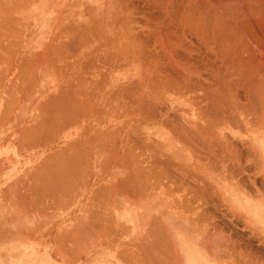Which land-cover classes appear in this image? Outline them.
<instances>
[{
  "label": "crops",
  "instance_id": "crops-1",
  "mask_svg": "<svg viewBox=\"0 0 264 264\" xmlns=\"http://www.w3.org/2000/svg\"><path fill=\"white\" fill-rule=\"evenodd\" d=\"M83 1L0 0V264H264V153L258 143V128H240L236 118L223 121L221 115L215 117L219 126L214 120L208 122L216 127L208 131V124L199 120L192 105L181 102L184 105L175 109L176 100L171 102V109L164 106L144 111L141 103L140 110H131L130 98L117 109L116 96L108 97L110 90L116 93L115 50L104 47L110 35L105 29L110 4L85 6ZM87 11L90 16L85 18ZM100 14L104 17L98 22L103 24L102 32L93 24ZM71 27L74 30L68 29ZM50 60L57 62L51 64ZM19 65L23 71L17 79L22 70ZM132 82L123 86L131 87L127 98L132 97ZM20 87L28 92L23 94ZM65 91L73 97L70 99L67 92L65 96ZM49 98L56 99V103L49 101L55 104L52 107L47 104ZM63 103H68L67 109L75 104L73 111L64 112ZM87 105L93 106L89 115ZM42 107L57 110H50L51 115ZM161 121L167 124L161 125ZM32 128H36L34 132ZM103 132L107 137L101 136ZM51 137L55 141L51 142ZM55 152L59 154L55 156ZM58 156L64 164L59 163ZM47 169L51 177L46 176ZM39 177L52 182L51 186L47 179L42 181L49 191ZM137 188L143 192L139 189L136 193Z\"/></svg>",
  "mask_w": 264,
  "mask_h": 264
},
{
  "label": "bare ground",
  "instance_id": "bare-ground-1",
  "mask_svg": "<svg viewBox=\"0 0 264 264\" xmlns=\"http://www.w3.org/2000/svg\"><path fill=\"white\" fill-rule=\"evenodd\" d=\"M19 1V0H18ZM25 1V0H24ZM27 1H29L30 2V0H27ZM39 2H44V1H46V2H57V1H59V0H38ZM79 1V0H78ZM112 1H114L115 2V0H112ZM120 3V5L123 7V4L125 3H127L126 1L127 0H118ZM129 1H135L136 3H135V5L136 4H138L137 3V1H143V0H129ZM83 2H86L88 5H93V6H97V4H99V5H103V4H111V0H84ZM145 2V1H144ZM144 2H142V4H143V6L145 5L144 4ZM9 3V2H8ZM10 3H11V1H10ZM146 3L148 4H146L145 5V7L146 6H148V8H150L149 6H151V5H154V8L153 7H151V8H153L154 10H156V12L158 13V15H157V18H156V16H155V13H154V16L151 14V16H146V14L144 13V16H142L143 18H145L144 20H146V21H144V22H149L148 23V25H147V27L145 28V29H147L148 28V26H151V25H149V24H151V22H152V26L151 27H149L148 28V30H147V32L148 33H146V35L145 36H149L148 34H151L150 36H151V38L153 37V38H155V39H157V40H155V39H153V40H155V42H157L156 44L157 45H159V47H157L156 49H161V51H162V54H164L163 56L164 57H162L163 59L165 58V60H161V61H163L162 63H160L159 64V66H156L155 64H157L158 65V63H151V64H146V65H144L143 66V68L141 69V70H143V82H145L147 85H148V88H151V87H149L150 85L151 86H153V89L155 88V92L154 93H152V97H157L158 99H159V101L160 100H162L164 103H165V109L167 108V109H171V102L173 101V100H176L178 103H177V107L175 108V109H179V107H181L182 105H184V104H186V105H192L193 107H194V109H195V111H194V109H193V111L194 112H196V116L199 118V120H201L202 121V123H207L206 125L209 127V128H207V130L209 131L212 127H210L211 125V122H210V124L208 123V121H211V119H212V121L214 120L215 121V126L217 125V126H219L218 124L219 123H217L218 121H219V119H218V121H216V119L217 118H215V117H217V116H221V114L222 113H224V112H221V109L220 108H218V107H215V106H212V107H210V109L208 108L207 109V107L206 106H204L203 105V102L206 100V99H210V102L211 103H209V104H207V105H213L216 101L217 102H219L217 99L218 98H222V100L224 99V100H226L227 101V99H231V98H235V97H239V96H234V95H236L235 94V90L236 89H238V88H242V90H243V92H245V93H243V95H245L244 96V98H243V96H241L243 99H244V104H241L240 105V103L238 104V102H237V104L239 105V106H237V104H234V108H232L231 106H230V108H232V109H235V112L238 114L237 116H240V118H241V120H238V122L236 123V126H238L239 127V125H240V128L242 127V126H244V127H249V128H253L252 126H254V128L256 129V128H258V132H259V136H258V143H259V145H260V148H261V150L262 149H264V0H147L146 1ZM131 4V3H130ZM129 4V5H130ZM133 4V3H132ZM140 4H141V2H140ZM126 5H128V4H126ZM128 5V6H129ZM16 6V5H15ZM18 6H20V5H18ZM128 6L126 7V8H128ZM133 6V5H132ZM5 7V6H4ZM32 7V6H31ZM38 7V6H37ZM135 7V6H134ZM133 7V8H134ZM139 7V6H138ZM10 8V7H9ZM21 8V7H20ZM88 8V7H87ZM123 8H125V7H123ZM123 8H122V10H123ZM126 8L124 9L125 11H126ZM130 8V7H129ZM136 8V7H135ZM54 9V8H53ZM86 9V8H85ZM131 9V8H130ZM130 9H127L128 11L130 10ZM145 9H147V8H144V10ZM151 10V11H154V10ZM34 10H35V8H34ZM88 10H90V9H88ZM97 10V9H96ZM139 10H141V9H139ZM138 10V11H139ZM143 10V12H145ZM52 11H55V9L54 10H52ZM82 11V10H81ZM135 11V10H134ZM134 11H132V13L134 12ZM136 11H137V9H136ZM135 11V12H136ZM149 11H150V9H149ZM3 12V11H2ZM7 12V11H6ZM51 12V11H50ZM83 12V11H82ZM12 14H13V12H11ZM49 13V12H48ZM85 13V12H84ZM91 13H92V11H91ZM90 13V14H91ZM94 13V12H93ZM125 13V12H124ZM131 13V12H130ZM140 13V12H139ZM146 13H148V12H146ZM149 13H151V12H149ZM148 13V15H150ZM5 14V13H4ZM11 14V15H12ZM21 14V13H20ZM53 14V13H52ZM52 14H50V15H52ZM78 14V13H77ZM89 14V12L87 11V13H85V18H87L88 16H90V15H88ZM27 15V14H26ZM54 15H55V13H54ZM93 15V14H92ZM18 16V15H17ZM125 16V15H124ZM131 14L128 16H125V17H123V18H120V19H118L117 17H114L113 19H111L110 20V23H108L107 22V24H106V30H107V33L108 34H110L109 35V38H108V42L106 41V43H109V44H107V46L108 45H111V48H113L114 50H115V52L116 51H118V50H123V51H126L127 50V46H129V45H127V43L125 44L124 43V40L126 39L127 40V38H128V36L130 37V33L129 32H133L134 30H133V28L131 27V25H133L132 24V20L134 19H131ZM134 15L132 14V17H133ZM139 16V15H138ZM147 18H146V17ZM155 17L156 19H151L150 17ZM20 16H18V18H19ZM26 17H28V16H26ZM25 17V18H26ZM17 18V17H16ZM20 18H22V17H20ZM20 18H19V20H20ZM50 18H51V16H50ZM117 18V19H116ZM93 19V18H92ZM137 19V18H136ZM95 19H93V21H94ZM92 21V20H91ZM92 21V22H93ZM140 21V20H139ZM11 22H13V21H11ZM23 22L25 23V21H24V17H23ZM29 22V21H28ZM27 22V23H28ZM97 22V21H96ZM95 21H94V23H96ZM133 22H135V21H133ZM21 23V22H20ZM136 23H137V21H136ZM135 23V24H136ZM15 24V23H14ZM97 24V23H96ZM140 24H142V23H140ZM143 24H145L146 25V23H143ZM143 24H142V26H143ZM16 25V24H15ZM18 25H19V22H18ZM30 25V24H29ZM72 25V24H71ZM92 26H93V24H91ZM100 25V24H99ZM136 25H138V23L136 24ZM17 26V25H16ZM20 26V25H19ZM32 26V25H31ZM97 26H98V24H97ZM139 26V25H138ZM137 26V27H138ZM141 26V25H140ZM81 27V26H80ZM85 27V29H86V26H84ZM102 27V26H101ZM134 27V26H133ZM144 27V26H143ZM20 28H23V26L22 27H20ZM73 28H74V26H73ZM72 27L71 28H68V29H73ZM82 28V27H81ZM88 28V27H87ZM99 28V27H98ZM131 28H132V31H131ZM67 29V30H68ZM84 29V30H85ZM137 29V28H136ZM142 28H140V30H141ZM19 30V29H18ZM65 30V29H64ZM74 30V29H73ZM78 30V29H77ZM91 30V29H90ZM61 31H62V29H61ZM60 31V32H61ZM69 31V30H68ZM87 31V30H86ZM96 31H97V29H96ZM139 31V30H138ZM142 31V30H141ZM141 31H139L140 33H141ZM64 32V31H63ZM94 32V31H93ZM101 32H102V30H101ZM104 32V31H103ZM137 32V31H136ZM138 32V33H139ZM146 32V31H145ZM65 33H67V32H64L63 34H65ZM96 34H97V32H95ZM100 33V32H99ZM135 33V32H134ZM144 33V32H143ZM143 33H141L142 35H144ZM20 34H22V32L20 33ZM137 34V33H136ZM9 35V34H8ZM85 35H87V34H85ZM100 35H101V33H100ZM138 35V34H137ZM141 35V36H142ZM0 36H2V34L0 35ZM13 36H15V35H13ZM63 36V35H62ZM102 36V35H101ZM140 36V37H141ZM149 36V37H150ZM6 37V36H5ZM11 37H12V35H11ZM16 37H17V35H16ZM57 37V36H56ZM97 37H98V34H97ZM103 37V36H102ZM136 37V36H135ZM139 37V36H138ZM1 38V37H0ZM19 38V37H18ZM107 38V37H106ZM98 39V38H97ZM131 39V38H130ZM133 37H132V40H129V41H131V43L133 44V46H135L134 45V41H133ZM147 39V38H146ZM3 40V39H2ZM10 40H12V39H10ZM19 40H21V39H19ZM136 40L138 41V38H136ZM145 40V39H144ZM5 41V40H4ZM7 41V40H6ZM133 41V42H132ZM143 41V40H142ZM3 42V41H2ZM8 42H10V41H8ZM17 42V41H16ZM15 42V43H16ZM20 42H22V41H20ZM27 42V41H26ZM154 42V43H155ZM0 43H1V41H0ZM15 43L13 44V45H15ZM60 43V42H59ZM91 43V42H90ZM139 43V42H138ZM142 43V42H141ZM147 43V42H146ZM149 43V42H148ZM1 44H3V43H1ZM8 44V43H7ZM19 44V43H18ZM86 44V43H85ZM94 44V43H93ZM102 44V43H101ZM100 44V45H101ZM136 44V43H135ZM143 44V43H142ZM141 44V45H142ZM156 44H154V45H156ZM10 45V44H9ZM12 45V46H13ZM50 45V44H49ZM68 44H66V46H67ZM106 45V44H105ZM105 45H104V47H105ZM144 45V46H143ZM142 46H143V48H147V44H146V46H145V44H143ZM156 45V46H157ZM3 46V45H2ZM19 46H20V44H19ZM53 46V45H52ZM69 46V45H68ZM99 46V45H98ZM106 46V47H107ZM150 46H153V45H150ZM150 46H148V47H150ZM155 46V47H156ZM51 47V46H50ZM109 47V46H108ZM132 47V46H131ZM136 47V46H135ZM138 47V46H137ZM7 47H5V49H6ZM54 48H55V46H54ZM61 48V47H60ZM67 48V47H66ZM99 48V47H98ZM134 48V47H133ZM145 48V49H146ZM1 49H3V48H1ZM5 49L3 50V51H5ZM65 49V48H64ZM130 49V48H129ZM150 49H151V47H150ZM50 50V49H49ZM48 50V51H49ZM55 50L56 49H54L53 51L55 52ZM67 50H69V49H67ZM94 50H95V48H94ZM99 50H101V49H99ZM132 50V49H131ZM147 50V49H146ZM153 50H154V48H153ZM7 51H8V49H7ZM15 51L16 50H14V52H12V53H15ZM60 50H58L56 53H58ZM66 51V50H65ZM93 51V50H92ZM104 51V50H103ZM122 51V53H124ZM138 51V50H137ZM141 51V50H140ZM143 51V50H142ZM160 51V50H159ZM147 52V51H146ZM150 52V51H149ZM152 52V51H151ZM150 52V53H151ZM156 53H157V50L155 51ZM11 53V52H10ZM49 53V52H48ZM51 53V52H50ZM60 53V52H59ZM58 53V54H59ZM70 53H71V51H70ZM69 53V54H70ZM114 53V52H113ZM112 53V54H113ZM119 53H121V52H119ZM128 53V52H127ZM141 53H143V52H141ZM55 54V53H54ZM68 54V53H67ZM68 54V55H69ZM75 54V53H74ZM76 54H77V52H76ZM85 54V53H84ZM110 54V53H109ZM128 54H131V53H128ZM137 54V53H136ZM144 54V53H143ZM145 54H147V53H145ZM149 54V53H148ZM194 54V55H193ZM45 55H47V54H45ZM71 55V54H70ZM70 55H69V57H70ZM73 55V54H72ZM115 55V56H114ZM113 56H114V59H113V62H114V64H115V67L117 68V71H115L116 72V82H115V88L114 89H116V93H114L113 94V90L111 91L110 90V95H108V97L110 96L111 97V95H112V98H113V96H116V101H118V100H120V98H121V100H124L125 101V99L124 98H126V100H130V98L131 97H129L130 95L132 96V94L130 93V95H128V97L129 98H127L126 97V95L127 94H129V89L131 88H123V86L125 85V84H127L129 81H131V79H133L135 76H138V71L137 70H140V68L141 67H139V66H137L136 65V63L135 62H133V61H130V56H128L129 57V60H127V58H120V56L118 55V53H115ZM150 55H152L153 56V54L151 53ZM158 55H159V53H158ZM158 55H156V56H158ZM11 56V55H10ZM43 56V55H42ZM50 56V55H49ZM61 56V55H60ZM110 56V55H109ZM47 57V56H46ZM69 57H66L67 59L69 58ZM76 57V56H75ZM160 57V58H161ZM11 58V57H10ZM84 58V57H83ZM141 58V57H140ZM149 58V61H150V57H148ZM60 59V58H59ZM92 59H94V58H92ZM101 59V58H100ZM145 59V58H144ZM154 59V58H153ZM157 59H159V58H157ZM11 60V59H10ZM46 60L48 61V59L46 58ZM54 60H55V57H54ZM54 60H50L49 62L52 64V62L51 61H54ZM63 60V59H62ZM99 60V59H98ZM109 60V59H108ZM151 60H152V58H151ZM9 61V60H8ZM68 61V60H67ZM66 61V62H67ZM103 61V60H102ZM160 61V59L158 60V62H161ZM5 62H7V61H5ZM55 62H57V61H54V64H55ZM62 62V61H61ZM66 62H64V63H66ZM75 62V61H74ZM79 62V61H78ZM88 62V61H87ZM100 62V61H99ZM139 62V61H138ZM155 62H157V61H155ZM23 63V62H22ZM25 63H27V62H25ZM59 63V62H58ZM77 63V62H76ZM80 63V62H79ZM85 63V62H84ZM83 63V64H84ZM200 64L199 66H197V64ZM31 64V63H30ZM35 64H37L36 62H35ZM54 64L52 65V66H54ZM70 64V63H69ZM69 64H68V66H69ZM72 64V63H71ZM71 64H70V67H72L71 66ZM91 64V62H89V65ZM94 64V63H93ZM142 64H145L144 62L142 63ZM26 65V64H25ZM78 65V64H77ZM86 65V64H85ZM88 65V66H89ZM22 66H24V65H22ZM81 66V65H80ZM84 66V65H83ZM82 66V67H83ZM92 66V65H91ZM90 66V67H91ZM147 66V67H146ZM21 67V65H19L18 66V69ZM27 67L29 68V66L27 65ZM55 67V66H54ZM89 67V68H90ZM200 67H202L203 69H205V70H209L210 71V75H208L207 77H205V75H204V77L202 76V74H201V72H200ZM33 68V67H32ZM57 68H59V67H56V69H55V71L57 70ZM63 68V67H62ZM69 68V67H68ZM75 68H76V66H75ZM74 68V69H75ZM93 68V67H92ZM116 68H115V70H116ZM193 69V70H191V69ZM17 69V70H18ZM21 69H22V67H21ZM35 69H36V67H35ZM77 69H78V67H77ZM82 69V68H81ZM83 69H85V67L83 68ZM27 70V69H26ZM31 70V68H29V71ZM59 70V69H58ZM57 70V71H58ZM69 70V69H68ZM71 70V69H70ZM87 70V69H86ZM92 70V69H91ZM108 70V69H107ZM131 70H134V73H131L130 71ZM195 70H196V72H195ZM202 70V69H201ZM14 71H15V69H14ZM20 72H19V74L17 75V74H15V75H17L16 76V78L18 79V76L21 74V71H23V69L22 70H19ZM56 71V72H57ZM84 71V70H83ZM31 72V71H30ZM59 72H63V71H59ZM82 72V71H81ZM114 72V71H113ZM38 73V72H37ZM72 74L74 73V72H71ZM71 73H69V74H71ZM76 73V72H75ZM74 73V74H75ZM90 73V72H89ZM72 74H71V77H73L72 76ZM103 74V73H102ZM192 74H194V75H192ZM15 75H14V77H15ZM29 75V74H28ZM30 75H31V73H30ZM61 75H62V73H61ZM64 75H66L65 73H64ZM79 75V74H78ZM81 75V74H80ZM141 75V74H140ZM21 76V75H20ZM19 76V77H20ZM76 76H77V74H76ZM108 76H110V75H108ZM134 76V77H133ZM26 77V76H25ZM33 77L34 76H32L31 75V78L33 79ZM63 77V76H62ZM80 77V76H79ZM99 77H100V75H99ZM101 77H103V76H101ZM28 78V77H27ZM84 77H82L81 76V79L82 80H84L83 79ZM13 79V78H12ZM11 79V80H12ZM15 79V78H14ZM20 79V78H19ZM29 79V78H28ZM80 79V80H81ZM88 79V78H87ZM77 80V79H76ZM101 80V79H100ZM17 81V80H16ZM20 81H23V79L21 80L20 79ZM20 81H18V84H20L21 82ZM26 81V80H25ZM30 81V80H29ZM33 81H34V79H33ZM70 81V80H69ZM68 81V82H69ZM104 81H106V79H104ZM201 81H210L208 84H211V87H209V89H207V90H205V91H203L202 92V90L200 89H198V91H196V89H191V87L192 86H196V85H198V88H200L199 86H203V84H200L201 83ZM82 82V81H81ZM135 82H137V81H135ZM204 82V83H205ZM30 83V82H29ZM71 83H72V81H71ZM91 83V82H90ZM90 83H89V85H90ZM93 83V82H92ZM131 83V82H130ZM199 83V84H198ZM129 84V83H128ZM132 84H133V82H132ZM138 84V83H137ZM135 85V84H133L132 85V88L135 86L136 88L137 87H140V86H138V85ZM212 84L213 85H215V86H213L212 87ZM21 85V84H20ZM25 86V83L24 84H22V86ZM28 85V84H27ZM31 85H32V81H31ZM37 85V84H36ZM70 85V84H69ZM97 85V84H96ZM95 85V86H96ZM101 85V84H100ZM99 85V86H100ZM144 84H141V87L143 86ZM189 85V86H188ZM23 86V87H24ZM72 86V85H71ZM79 86V85H78ZM98 86V85H97ZM98 86V87H99ZM205 87H206V85H204ZM33 87V86H32ZM68 87V86H67ZM125 87V86H124ZM129 87V86H128ZM140 87V88H141ZM17 88V87H16ZM31 88V87H30ZM29 88V89H30ZM91 88V87H90ZM140 88H138L139 90H140ZM194 88V87H193ZM195 88H197V86L195 87ZM25 89V88H24ZM24 89H22V90H24ZM26 89H28V88H26ZM28 89V90H29ZM72 88L70 87V90H71ZM92 89V88H91ZM135 89V88H134ZM134 89H132V90H134ZM138 89H136V91L134 90V92L131 90V92L133 93V94H135L136 95V97H137V94L138 93H135V92H137V91H139ZM152 89V88H151ZM17 89H15V91H16ZM19 90V89H18ZM20 90H21V87H20ZM20 91V92H22L23 94H24V92L26 91V90H24V91ZM103 90V89H102ZM241 90V91H242ZM32 91V90H31ZM75 91V90H74ZM97 91H99L98 89H97ZM145 91V90H144ZM144 91H141V93H143ZM239 91V90H238ZM19 91H17V93H20ZM26 92H28V91H26ZM66 92L67 91H65L63 94H65V96H66ZM70 93L72 92V90L71 91H69ZM69 92H67V95L69 96V98L70 97H73V96H70V94H68ZM75 92H77V91H75ZM79 92H81V91H79ZM82 92H85V91H83L82 90ZM90 92V91H89ZM89 92H88V94H89ZM100 92V91H99ZM201 92V93H200ZM227 92H228V94H227ZM240 92V91H239ZM33 93V92H32ZM31 93V94H32ZM59 93V92H58ZM74 93V92H73ZM85 93H87V92H85ZM92 93V92H91ZM94 93H96L95 91H94ZM93 93V94H94ZM139 93H140V91H139ZM144 93H146V92H144ZM28 94H30V93H28ZM27 94V95H28ZM75 94V93H74ZM79 94V93H78ZM83 94V93H82ZM87 94V95H88ZM97 94V93H96ZM239 94V93H238ZM237 94V95H238ZM240 94H242V93H240ZM239 94V95H240ZM76 95V94H75ZM85 95V94H84ZM139 95L140 94H138V97H139ZM206 95V96H205ZM63 96V95H62ZM83 96V95H82ZM142 96H145V95H143L142 94ZM188 96H192V99L191 100H187V97ZM53 97V96H52ZM90 97V96H89ZM95 97V96H94ZM106 97V96H105ZM123 97V98H122ZM134 97V96H133ZM67 98V97H66ZM97 98V97H96ZM142 97H140V98H138L139 100L137 101L138 103H141V105H143V107H142V109H146V106H145V104H147V99L145 100V99H141ZM155 98H154V100H155ZM161 98V99H160ZM59 99V98H58ZM63 99V98H62ZM62 99H61V101H62ZM71 99V98H70ZM70 99H68V100H70ZM83 99V98H82ZM104 99V98H103ZM133 99V98H132ZM150 99H153V98H151L150 97ZM240 99V98H239ZM51 100V102H55V98H53V99H50L49 98V100H46L47 102V104H50L51 106L50 107H52V105H55L54 103H50L49 101ZM54 100V101H53ZM68 100H67V102H68ZM98 100V99H97ZM221 100V99H220ZM228 100V101H229ZM235 100H236V98H235ZM241 100V99H240ZM16 101V100H15ZM72 101V100H71ZM74 101V100H73ZM90 102L92 101V99L91 100H89ZM108 102V99L107 100H105V102ZM134 101H135V99H134ZM134 101H131V102H133L134 103ZM143 101V102H142ZM149 101L151 102V100H148V104H147V106L149 105ZM156 101V100H155ZM192 101V102H191ZM231 101V100H230ZM229 101V102H230ZM233 101V100H232ZM231 101V102H232ZM16 102H18V101H16ZM63 102V101H62ZM62 102L60 103V104H62ZM98 102V104L100 103V101H97ZM103 102V101H102ZM106 102V103H107ZM123 102V101H122ZM121 101L119 102V103H117L118 105H117V109H120L119 108V105H121V103H122ZM184 102V104H182V103ZM45 103V102H44ZM43 103V104H44ZM56 103V102H55ZM73 103V102H72ZM137 103V104H138ZM143 103V104H142ZM159 103V102H158ZM221 103H222V101H221ZM224 103V102H223ZM221 104L222 106L223 105H228V104ZM233 103V102H232ZM42 104V105H43ZM77 104V103H76ZM86 104H87V102H86ZM94 104V103H93ZM92 104V105H93ZM102 104V103H101ZM108 104H109V102H108ZM124 104V103H123ZM152 104V102L150 103V105ZM160 104V103H159ZM230 104V103H229ZM57 105H58V103H57ZM56 105V106H57ZM63 107H64V109H65V111L64 112H68V109L70 110V111H73V110H71L74 106L73 105H75V104H72V106H70V107H68V109L66 108V106H68V103H67V105H65L64 103H63ZM125 105V104H124ZM140 105V104H139ZM156 105H158V104H156ZM204 107H203V106ZM12 106V105H11ZM44 106H46V105H44ZM55 106V107H56ZM58 106H60V105H58ZM88 107V112L86 113V115L89 113V107H91V106H89V105H87ZM96 106V105H95ZM105 106V105H104ZM103 106V107H104ZM123 106V105H122ZM161 106H163V105H161ZM217 106H219V104H217ZM62 107V108H63ZM72 107V108H71ZM84 107V106H83ZM83 107H82V109H83ZM140 107V106H139ZM154 107H157V106H154ZM191 107V106H190ZM11 108V107H10ZM86 108V109H87ZM127 108H128V106H127ZM159 108V107H158ZM163 108V109H164ZM42 109H43V107H42ZM54 109H56V108H54L53 107V110H52V108L50 109V110H52V112L54 113ZM59 111H61L62 109H61V106H60V108H57ZM56 109V110H57ZM61 109V110H60ZM63 109V110H64ZM81 109V110H82ZM91 109L93 110V106L91 107ZM95 109V108H94ZM123 109V108H122ZM125 109V108H124ZM153 109V108H152ZM157 109V108H156ZM50 110H48V109H46L45 110V107H44V109H43V111L45 112H47L48 111V113L50 112ZM67 110V111H66ZM77 110V109H76ZM76 110H74V113H75V111ZM80 110V111H81ZM85 110V109H84ZM83 110V112H84V114H85V111ZM99 110H101V109H99ZM99 110H98V113H99V115L98 116H100V112L102 113V110L99 112ZM140 110V109H139ZM147 110H151V109H149V107L147 108ZM69 111V112H70ZM163 111H165V110H163ZM162 111V112H163ZM183 111V110H182ZM230 111H231V109H230ZM52 112H50V113H52ZM91 112V111H90ZM161 112V111H160ZM159 112V113H160ZM227 113H230V112H228V111H226ZM53 113L51 114V115H53ZM73 113V114H74ZM80 113V112H79ZM117 113V112H116ZM138 113V112H137ZM154 113V112H153ZM158 113V114H159ZM233 113V112H232ZM232 113H230L231 114V116L234 118V116L232 115ZM83 114V115H84ZM135 114V113H134ZM262 114H263V116H262ZM56 117L58 116V113H57V115H56V113L54 114ZM74 115H77V113H75ZM89 115V114H88ZM96 115H97V112H96ZM173 115V114H172ZM176 115V114H175ZM178 115V114H177ZM223 115V114H222ZM50 116V115H49ZM120 116V115H119ZM149 116V115H148ZM230 115H228L227 114V118L225 119V118H222L221 120H225V121H227L229 118ZM263 117V118H261V117ZM53 117L54 116H52V121H54L55 122V118L53 119ZM59 117V116H58ZM94 117V116H93ZM151 117V116H150ZM157 117H158V115H157ZM160 117V116H159ZM171 117V116H170ZM173 117V116H172ZM178 117V116H177ZM222 117H224V116H222ZM225 117H226V115H225ZM51 117H49L48 119H50ZM68 118V117H67ZM66 118V119H67ZM137 118V117H136ZM207 118L209 119L208 121H207ZM218 118H221V117H218ZM231 118V117H230ZM239 118V119H240ZM44 119V121H45V118H43ZM43 119H42V121H43ZM47 119V118H46ZM48 119H47V124L46 125H48V127H50L51 126V124H50V126H49V124H48V122H50V120L48 121ZM71 118L69 117L68 118V120H70ZM117 119V118H116ZM142 119H144V118H142ZM147 119V118H146ZM151 119H152V117H151ZM153 119H154V117H153ZM178 119V118H177ZM176 119V120H177ZM232 119V118H231ZM236 119H237V117H236ZM235 119V120H236ZM254 119V120H253ZM57 120H59L58 118H57ZM141 120V119H140ZM158 120H159V118H158ZM188 120V119H187ZM230 120V119H229ZM228 120V121H229ZM261 120H263L262 122H261ZM42 121H40L39 122V125L41 124V125H43V127H45V123H43ZM63 121V120H62ZM89 122L91 121V119H89L88 120ZM96 121V120H95ZM129 121H131V120H129ZM169 122L170 120H166V122ZM181 121V120H180ZM190 121V120H189ZM188 121V122H189ZM213 121V122H214ZM222 121V122H223ZM162 122V121H161ZM167 122V123H168ZM173 122V121H172ZM212 122V123H213ZM240 122V123H239ZM53 123V122H52ZM72 123V122H71ZM91 123V122H90ZM89 123V124H90ZM100 123V122H99ZM107 123V122H106ZM167 123H165V122H162V124L161 125H165V124H167ZM170 123V122H169ZM168 123V124H169ZM180 123V122H179ZM192 123V122H191ZM231 123V122H230ZM229 123V124H230ZM239 123V125H237ZM38 124V123H37ZM54 124V123H53ZM62 124V123H61ZM60 124V125H61ZM127 124H128V122H127ZM170 124H172V123H170ZM196 125L198 124V123H195ZM214 124L212 125V126H214ZM222 123H220V125H221ZM55 125V124H54ZM104 125H105V123H104ZM119 125V124H118ZM160 125V124H159ZM210 125V126H209ZM225 125V124H224ZM231 126H232V123L230 124ZM233 125H234V123H233ZM99 126H101V125H99ZM107 126V125H106ZM153 126V125H152ZM173 126H178V125H173ZM199 126V125H198ZM198 126H196L197 128H198ZM201 126V125H200ZM199 126V128H201V129H203V127L201 126L200 127ZM207 126H204V128L205 127H207ZM38 125H37V129H38ZM53 127V126H52ZM55 127H57V126H55ZM60 127V126H59ZM110 127V126H109ZM166 127H167V125H166ZM179 127H181V126H179ZM226 127V126H225ZM41 128V129H40ZM40 132L43 130V128H42V126H40ZM47 128V127H46ZM216 128V127H215ZM214 127L212 128V130L213 129H215ZM220 128V127H219ZM235 128V127H234ZM239 128V129H240ZM33 129V128H32ZM34 129H36V128H34ZM34 129H33V131H31V132H34ZM51 129H53V128H51ZM110 129V128H109ZM175 129V128H174ZM192 130V132L194 133L195 131L193 130L194 129V127H193V129H192V127L191 128H189V130ZM48 130V129H47ZM242 130H244V128L242 129ZM242 130H240L241 132H242ZM39 131V130H38ZM38 131H35V133H40V132H38ZM54 131V130H53ZM123 131V130H122ZM172 131V130H171ZM180 131V130H179ZM199 131H201L200 129H199ZM203 131H205V130H203ZM208 131H207V133H208ZM55 132V131H54ZM105 132V131H104ZM104 132L103 133H100L101 134V136H102V134H104ZM117 132V131H116ZM185 132H186V130H185ZM217 132H218V130H217ZM30 133V132H29ZM41 133H43V132H41ZM112 133V132H111ZM184 133V132H183ZM186 133H191V131L189 132V131H187ZM203 133H206V132H203ZM22 134V133H21ZM54 134V133H53ZM53 134H52V136H53ZM201 134H202V132H201ZM211 134V133H210ZM41 135V134H40ZM48 135V134H47ZM121 135V134H120ZM176 135V134H175ZM188 135V134H187ZM204 135H206V134H204ZM208 135V134H207ZM212 135H215V132H214V134H212ZM227 135V134H226ZM225 135V136H226ZM49 136H51V135H49ZM96 136V135H95ZM99 136V135H98ZM104 136H106L105 134H104ZM185 136V135H184ZM191 136V135H190ZM216 136L217 135H215L214 137L216 138ZM54 137V136H53ZM55 137H56V135H55ZM107 137V136H106ZM189 137V136H188ZM197 137H200V132H199V134H198V136ZM202 137V136H201ZM204 137H207V136H204ZM214 137L212 138V139H214ZM226 137H228V136H226ZM37 138H38V136H37ZM40 138V137H39ZM91 138V137H90ZM190 138V137H189ZM218 138V137H217ZM52 137H51V142H53V141H55V140H53L52 141ZM102 139V138H101ZM131 139V138H130ZM129 139V140H130ZM140 139V138H139ZM139 139H137L138 141H140ZM183 139H184V137H183ZM191 139V138H190ZM207 139V138H206ZM35 140V139H34ZM95 140V139H94ZM111 140V139H110ZM185 140H186V138H185ZM185 140H183V141H185ZM195 140V139H194ZM218 140V139H217ZM104 141V140H103ZM207 142H208V140H206ZM211 141V140H210ZM107 142V141H106ZM110 142V141H109ZM108 142V143H109ZM134 143L136 142V141H133ZM197 142V141H196ZM199 142V141H198ZM200 142H202V140L200 141ZM227 142L229 143V141L227 140ZM87 143V142H86ZM139 143H142L141 141L139 142ZM226 143V142H225ZM123 144V143H122ZM143 144V143H142ZM187 144V143H186ZM189 144V143H188ZM204 144V143H203ZM209 144V143H208ZM70 145V144H69ZM89 145V144H88ZM109 145V144H108ZM111 145V144H110ZM121 145V144H120ZM127 145V144H126ZM125 145V146H126ZM137 145H138V143H137ZM144 145V144H143ZM228 145V144H227ZM226 145V146H227ZM232 145V144H231ZM134 146V145H133ZM136 146V145H135ZM197 146V145H196ZM220 146V145H219ZM218 146V147H219ZM225 146V147H226ZM88 147V146H87ZM107 147V146H106ZM204 147V146H203ZM213 147V146H212ZM221 147V146H220ZM74 148V147H73ZM89 148V147H88ZM131 148V147H130ZM133 149H134V147H132ZM139 148V147H138ZM206 147H204V149H205ZM221 148H223V147H221ZM91 149V148H90ZM93 149V148H92ZM91 149V150H92ZM133 149H132V151H133ZM152 149V148H151ZM210 149V148H209ZM248 149V148H247ZM216 150V149H215ZM100 151H102V150H100ZM104 151H106L105 149H104ZM142 151L143 150H141V153H142ZM208 151V150H207ZM76 152H77V150H76ZM90 152V151H89ZM202 152V151H201ZM242 152V151H241ZM244 152V151H243ZM249 152V151H248ZM56 153V152H55ZM65 153H66V151H65ZM64 153V154H65ZM104 153V152H103ZM102 153V154H103ZM133 153V152H132ZM163 153V152H162ZM203 153V152H202ZM57 154H59V153H56V155L55 156H57ZM71 154H72V152H71ZM83 154V153H82ZM90 154V153H89ZM112 154V153H111ZM130 155V154H129ZM128 155V156H129ZM132 155H134V154H132ZM209 155V154H208ZM211 155V154H210ZM238 155H240V154H238ZM84 156V155H83ZM92 156V155H91ZM207 156V155H206ZM205 156V157H206ZM228 156V155H227ZM242 156V155H241ZM244 156V155H243ZM250 156V155H249ZM248 156V157H249ZM59 157V159L61 158V156H58ZM66 157H68L67 155H66ZM73 157V156H72ZM86 157V156H85ZM121 157V156H120ZM225 157V156H224ZM74 158H76V156L74 157ZM78 159H79V157H77ZM76 158V159H77ZM86 158H88V157H86ZM110 158H111V156H110ZM123 158V157H122ZM125 158V157H124ZM123 158V159H124ZM220 158V157H219ZM229 158V157H228ZM49 159V158H48ZM47 159V160H48ZM50 159H51V157H50ZM58 159V158H57ZM58 159V160H59ZM62 159V158H61ZM61 159L59 160V163L61 164H64L63 163V161L61 162ZM73 159V158H72ZM81 159H82V157H81ZM80 159V160H81ZM121 159V158H120ZM122 159V160H123ZM166 159V158H165ZM164 159V160H165ZM171 159V158H170ZM239 159V158H238ZM254 159V158H253ZM85 160V159H84ZM88 160V159H87ZM90 160V159H89ZM117 160V159H116ZM121 160V161H122ZM168 160V159H167ZM224 160H226V159H224ZM232 160V159H231ZM52 161H53V159H52ZM51 161V162H52ZM75 161V160H74ZM119 161V160H118ZM138 161V160H137ZM48 162H50V161H48ZM70 162H71V159H70ZM73 162V161H72ZM75 162H77L78 163V161H75ZM80 162H82V161H80ZM139 162V161H138ZM138 162H136V163H138ZM172 162V161H171ZM257 162V161H256ZM83 163V162H82ZM118 163V162H117ZM151 163V162H150ZM149 163V164H150ZM160 163H161V161H160ZM69 164V163H68ZM88 164H89V162H88ZM140 164V163H139ZM158 164V163H157ZM166 164V163H165ZM240 164V163H239ZM238 164V165H239ZM84 165V164H83ZM82 165V166H83ZM159 165V164H158ZM173 165V164H172ZM76 166V165H75ZM120 166V165H119ZM165 166V165H164ZM167 166V165H166ZM52 167V168H51ZM51 167H49L48 166V169L50 168V169H53V166H51ZM57 167H59V166H57ZM62 167H63V165H62ZM62 167L60 168V170L62 169ZM66 167V166H65ZM77 167V166H76ZM76 167H74V168H76ZM78 167H80V166H78ZM138 167H140L141 168V166H138ZM240 167H242V166H240ZM69 168H70V166H69ZM82 168V167H81ZM87 168V167H86ZM147 168V167H146ZM157 168V167H156ZM172 168V167H171ZM47 169V172H49V170ZM89 169V168H88ZM142 169H144V167L142 168ZM43 170H45V169H43ZM58 170H59V168H58ZM63 171V170H62ZM62 171H58V172H62ZM64 171L66 172V170L64 169ZM70 171V170H69ZM75 171V170H74ZM73 171V172H74ZM78 171V170H77ZM136 171V170H135ZM140 171V170H139ZM186 171H188V170H186ZM88 172V171H87ZM137 172V171H136ZM164 172V171H163ZM166 172V171H165ZM185 172V171H184ZM190 172V170L188 171V173ZM43 173V172H42ZM139 173H142V172H139ZM151 173V172H150ZM44 174H46V171H44ZM44 174H41V175H44ZM49 174L51 175V173L49 172L46 176L47 177H51V176H49ZM53 174V173H52ZM54 174H55V172H54ZM62 174H63V172H62ZM68 174V173H67ZM73 174V173H72ZM76 174V172L73 174V175H75ZM79 174H80V172H79ZM84 174V173H83ZM146 174V173H145ZM186 174V173H185ZM190 174V173H189ZM189 174H188V176H189ZM87 175V174H86ZM137 175V174H136ZM142 175V174H141ZM147 175V174H146ZM149 175V174H148ZM152 175V174H151ZM154 175V174H153ZM157 175V174H156ZM45 176V175H44ZM56 177L58 176V175H55ZM60 176V175H59ZM59 176H58V179H59ZM68 176H72L71 175V173H70V175H68ZM78 176V175H77ZM134 176V175H133ZM162 176V175H161ZM172 176V175H171ZM47 177L45 178V179H47ZM61 177V180L63 179L62 178V176H60ZM66 177H67V175H66ZM65 177V178H66ZM127 177V176H126ZM135 177V176H134ZM134 177H133V179H134ZM138 177V176H137ZM144 177H145V175H144ZM146 177H148V176H146ZM166 177H168V176H166ZM174 177V176H173ZM190 177V176H189ZM195 177V176H194ZM44 178H43V180H41L40 179V177H39V180H41V182L42 181H46V180H44ZM71 178V177H70ZM129 178V177H128ZM136 178V177H135ZM140 178V177H139ZM148 178H150V176L148 177ZM191 178V177H190ZM58 179H56V180H58ZM67 179V178H66ZM65 179V180H66ZM72 179V178H71ZM141 179H143V176H142V178ZM184 179V178H183ZM189 179V178H188ZM48 180V183H46L47 185L48 184H50L51 186H52V182L49 180V179H47ZM68 180H70V179H68ZM75 180H77V179H75ZM128 180V179H127ZM144 180V179H143ZM192 180V179H191ZM197 180V179H196ZM50 181V182H49ZM59 181V180H58ZM186 181V180H185ZM47 182V181H46ZM65 182V181H64ZM63 182V183H64ZM55 183V182H54ZM66 183L67 184H71V183H69L67 180H66ZM142 183V182H141ZM40 184V183H39ZM38 184V185H39ZM42 184H44L43 182H42ZM56 184H57V186L59 185L58 183H57V181H56ZM132 184V183H131ZM139 184V183H138ZM145 184V183H144ZM144 184H142L141 185V187H143V185ZM45 185V184H44ZM47 185H45L46 187H48V191L50 190L49 188V186H47ZM66 185V184H65ZM68 185V186H69ZM34 186V185H33ZM32 186V187H33ZM42 186L43 185H41L40 187L42 188ZM67 185H66V187H68ZM31 187V188H32ZM37 187V186H36ZM39 187V186H38ZM36 188L37 190L38 189H40L41 190V192H42V189L41 188ZM44 187V186H43ZM101 187V186H100ZM108 187V186H107ZM110 187H112V186H110ZM120 187V186H119ZM45 188V187H44ZM43 188V189H44ZM69 188V187H68ZM68 188H67V190H68ZM116 188V187H115ZM180 188V187H179ZM34 189V188H33ZM32 189V190H33ZM46 189V188H45ZM45 189H44V191H45ZM103 189V188H102ZM106 189V188H105ZM138 189V188H137ZM140 189V188H139ZM139 189H138V191L136 192V193H139ZM95 190H97V189H95ZM108 190V189H107ZM109 190H111V189H109ZM127 190V189H126ZM204 190V189H203ZM39 191V190H38ZM44 191H43V193H44ZM97 191H99V190H97ZM105 191V190H104ZM121 191V190H120ZM129 191V190H128ZM140 191H141V189H140ZM35 192H37V191H35ZM52 192H54V191H52ZM67 192V191H66ZM106 192H108V191H106ZM141 192H143V190L141 191ZM140 192V193H141ZM104 193V192H103ZM111 193V192H110ZM109 193V194H110ZM204 193V192H203ZM47 195H48V193H46ZM53 193H51V195H52ZM97 194H98V192H97ZM102 194V193H101ZM108 194V195H109ZM115 194V193H114ZM188 194V193H187ZM105 196V195H104ZM128 196V195H127ZM186 196V195H185ZM106 197V196H105ZM110 197H111V195H110ZM31 199H32V197H31ZM95 199V198H94ZM108 201V200H107ZM25 202V201H24ZM177 202V201H176ZM103 203V202H102ZM104 203H106V201L104 202ZM183 203H185V202H183ZM104 205V204H103ZM105 209V208H104ZM95 211V210H94ZM105 211V210H104ZM106 213V212H105ZM109 216V215H108ZM89 217V216H88ZM92 219V218H91ZM106 220H107V218H105ZM110 219V218H109ZM110 221V220H109ZM113 221V220H112ZM92 222V221H91ZM107 223V222H106ZM109 223V222H108ZM107 223V224H108ZM89 224V223H88ZM97 224H98V222H97ZM110 224V223H109ZM108 226V225H107ZM110 226V225H109ZM149 228V227H148ZM150 229V228H149ZM152 229V228H151ZM112 232V231H111ZM149 232H151V231H149ZM150 234V233H149ZM152 234V233H151ZM154 235V234H153ZM158 235V234H157ZM159 236H161V235H159ZM154 237H156V236H154ZM152 238V237H151ZM159 239V238H158ZM161 239V238H160ZM152 240V239H151ZM161 241H162V239H161ZM156 242H157V239H156ZM121 244V243H120ZM143 247V246H142ZM159 247H160V245H159ZM153 249V248H152ZM156 249V248H155ZM154 249V251H156ZM140 250V249H139ZM147 250V249H146ZM150 251V250H149ZM141 252H143V251H141ZM136 253V252H135ZM152 253H153V251H152ZM141 254H143V253H141ZM149 255V254H148ZM130 256V255H129ZM131 258V257H130ZM132 258H133V256H132ZM131 258V259H132ZM138 258V257H137ZM130 259V260H131ZM147 259H148V257H147ZM130 262V261H129ZM135 262V261H134ZM140 262V261H139ZM149 263V262H148ZM157 264H159V263H157Z\"/></svg>",
  "mask_w": 264,
  "mask_h": 264
},
{
  "label": "rangeland",
  "instance_id": "rangeland-1",
  "mask_svg": "<svg viewBox=\"0 0 264 264\" xmlns=\"http://www.w3.org/2000/svg\"><path fill=\"white\" fill-rule=\"evenodd\" d=\"M144 1H145V2H144ZM146 1H147V0L137 1L138 4L135 5V3H136L135 1L132 2V1L127 0V1H126V2H127L126 4H128V5H129L130 3H131V4H130L129 6L126 5L125 3L123 4V7H125V8L128 6V8H126V11H125V10H124L125 8H123V7L119 4L120 2H119L118 0H115V2L111 0V4H110V6H109L108 8H106V13H105V19H106L105 29H106V24H107V22L110 23V20L113 19L114 17H117L118 19H120V18H123V17H125V16H127V15L129 16V15L131 14V16H130L131 19L134 18V19L132 20V24H133V25H131V27L133 28L134 31H133L132 33L129 32V33H130V34H129L130 37L128 36L127 40H126V39L124 40V43H125V44L127 43V45H129V46H127V50H126V51L118 50V51H116L115 53H118V55L120 56V58H122V59H123V58H127V60H129V57H128V56L131 55V56H130V61H133V62H135V63L137 62L136 65L139 66V67H141L140 70H137V71H138V76H135V77L133 78V84L136 85V84L138 83L137 85L140 86V87H141V84H144V85H143L141 88H140V87H137V88H136L135 86L132 88V89L135 88V89H134L135 91H136V89L140 88V90L138 89V90L140 91V93H139V91L135 92V93H138V94H140V95H139V97H138V94H137V97H136V95L132 93V97H131V99L133 98L132 101H134V99H135V101H134V103L132 104L131 110L139 109L138 105H139L140 103H138L137 101L139 100L138 98L142 97L143 99H145V98L147 99V101H146L147 104H148V100H151V102H152V104L150 105L151 102L149 101V105H148V106H147V104H145L146 109L144 108L143 110L146 111L147 108L149 107V109H151V110L153 111V110H161V108L165 106V103H164L165 101H164V102H163L162 100L159 101V99H158L157 97H156V98H155V97H152V93L155 92V88L153 89V86H151V85H150L149 87H151L152 89H151V88H148V85H147L145 82H143V80H142V79H143V70H141V69L143 68L144 65H146V64H148V63L151 64L152 62H153L154 64H155V63H158V65H157V64H155V65H156V66H159V64L163 62V61H161V60H165V58H164V59L162 58V57H164V56H163L164 54H162L161 49H159L160 51H159L158 49H156L157 47H159V45L156 44L157 42H155V40H157V39H155V38H153V37L151 38V36H150L151 34H148L150 37H149V36H145L146 33H148V32H147L148 28L152 26V22H151V24H149V25H151V26H148V28L145 29V28L147 27V25H148L149 22H144V21H146V20H144L145 18H143L142 16H144V13L146 14V16H151V14L153 13L152 15L154 16V13L156 12V10L153 9V8H154V5L149 6L150 8H148V6L145 7V5L147 4ZM140 2H141V4H140ZM142 2H144V4H145L144 6H143ZM132 3H133V4H132ZM84 5L87 6L88 4H87L86 2H84ZM132 5H133V6H132ZM147 5H148V4H147ZM134 6H135L136 8H135ZM138 6H139V7H138ZM129 7H130L131 9H130ZM133 7H134V8H133ZM151 7H153V8H151ZM122 8H123V10H122ZM144 8H147V9H145L146 11L144 10ZM127 9H130V10L128 11ZM136 9H137V11H136ZM139 9H141V10H139ZM149 9H150V11H149ZM152 9H153L154 11H151ZM134 10H135L136 12H135ZM138 10H139V11H138ZM143 10H144L145 12H143ZM132 11H134V12L132 13ZM124 12H125V13H124ZM130 12H131V13H130ZM139 12H140V13H139ZM146 12H148V13L151 12V13H149L150 15H148V13H146ZM132 14L134 15L133 17H132ZM124 15H125V16H124ZM138 15H139V16H138ZM157 15H158V13L156 12V13H155L156 18H157ZM146 16H145V17H146ZM153 16L150 17V18H151V19H156V18L153 17ZM117 18H116V19H117ZM136 18H137V19H136ZM146 18H147V17H146ZM103 19H104L103 14H100L98 17L96 16V18H95V20H94V21H97L96 23L98 24V26H97L96 23L93 22V24H94L96 27H99L100 30H103V24H102V23H98V22H99V21H100V22H103ZM139 20H140V21H139ZM133 21H135V22H133ZM136 21H137V23H138L139 26L136 25V24H137ZM135 23H136V24H135ZM140 23H142V24H143V23H146V25L143 24V26H144V27H143L142 24H140ZM99 24H100V25H99ZM94 25H93V27H94ZM140 25H141V26H140ZM101 26H102V27H101ZM133 26H134V27H133ZM137 26H138V27H137ZM145 26H146V27H145ZM132 28H131V31H132ZM136 28H137V29H136ZM140 28H142V29H141L142 31L140 30ZM138 30L141 31V33L144 32V33H143L144 35H142ZM136 31H137V32H136ZM145 31H146V32H145ZM134 32H135V33H134ZM138 32H139V33H138ZM136 33H137L138 35H137ZM141 35H142V36H141ZM135 36H136V37H135ZM138 36H139V37H138ZM140 36H141V37H140ZM132 37L134 38L133 41L135 40V41H134V45H135L136 47L133 46V44L131 43V41H129V40H132ZM130 38H131V39H130ZM136 38H138V41L136 40ZM146 38H147V39H146ZM144 39H145V40H144ZM153 39H155V40H153ZM142 40H143V41H142ZM106 41L108 42V39H107ZM133 41H132V42H133ZM138 42H139V43H138ZM141 42H142L143 44H145V46H146V44H147V48L145 47L147 50H146L145 48H143L144 45H143ZM146 42H147V43H146ZM148 42H149V43H148ZM154 42H155V43H154ZM109 43H110V42H109ZM109 43H106L105 47H106L107 44H109ZM135 43H136V44H135ZM141 44H142L143 46H142ZM154 44H156L157 46L154 45ZM150 45H153V46H150ZM108 46L111 47V45H108ZM108 46H107V47H108ZM131 46H132V47H131ZM137 46H138V47H137ZM148 46H150L151 49H150V47H148ZM155 46H156V47H155ZM133 47H134V48H133ZM129 48H130V49H129ZM153 48H154V50H153ZM131 49H132V50H131ZM137 50H138V51H137ZM140 50H141V51H140ZM142 50H143V51H142ZM156 50H157V53L155 52ZM122 51H123L124 53H122ZM146 51H147V52H146ZM149 51H150V52L152 51L151 53L153 54V56L150 55L151 53H150ZM119 52H121V53H119ZM127 52H128V53H131V54H128ZM141 52H143L144 54L141 53ZM136 53H137V54H136ZM145 53H147V54H145ZM148 53H149V54H148ZM158 53H159V55H158ZM156 55H158V56H156ZM193 55H194V54H193ZM114 56H115V55H114ZM161 56H162V57H161ZM140 57H141V58H140ZM148 57H150V61H149V58H148ZM160 57H161V58H160ZM144 58H145V59H144ZM151 58H152V60H151ZM153 58H154V59H153ZM157 58H159L161 62H158L159 59H157ZM138 61H139V62H138ZM155 61H157V62H155ZM143 62H144L145 64H142ZM199 65H200V64L198 63L197 66H199ZM200 66H201V65H200ZM146 67H147V66H146ZM190 69H191V68H190ZM201 69H202V70H201ZM191 70H193V69H191ZM132 72L134 73V70H133ZM195 72H196V70H195ZM200 72H201V74H202L203 77H204V75H205V77H207L208 75H210V71H209V70H205V69H203L202 67H200ZM140 74H141V75H140ZM207 74H208V75H207ZM192 75H194V74H192ZM208 77H209V76H208ZM135 81H137V82H135ZM204 82H205V81H201L200 84H203V86H202V85L199 86L200 88H198V85H196L197 88H195L196 86H192L191 89H193V90L196 89V91H198V89H199V90L201 89L202 92L205 91V90H207V89H209V87H211V84H208L210 81H206L205 83H204ZM198 84H199V83H198ZM204 85H206V87H205ZM188 86H189V85H188ZM213 86H215V85L212 84V87H213ZM193 87H194V88H193ZM134 90H132V91L134 92ZM144 90H145V91H144ZM238 90H239L240 92H239ZM241 90H242V88H241V89L238 88V89H236V90L234 91L235 94H236V95H234V96H239V97H235L236 100H235L234 97L231 98L230 100H231V101L233 100V101H232L233 103H232L229 99H227V101H226V100H224V99L222 100V98H218L217 100H218L219 102L216 101L213 105H211V104H210V105H207V104L211 103V102H210V99H209V100L206 99V100L203 102V105L206 106L207 109H208V108L210 109V107H212V106H215V107L220 108V109H221V112H224V113H222L223 115L221 114L222 116H224V117H222V118H225V119H226V118H227V114L230 115V116L228 117L229 119H230V117L233 118V117L231 116V114H230V113L233 112L232 115L234 116V118L237 117V120H241L240 116H237L238 114L235 112V109H232V108H234V104H237V102H238V104L240 103V105H241V104H244V99H243V98H244L245 95H243V93H245L246 91L243 92V90H242V91H241ZM141 91H144V92H146V93H144V92L141 93ZM200 93H201V92H200ZM238 93H239V94L242 93V94L239 95ZM142 94L145 95V96H142ZM227 94H228V92H227ZM237 94H238V95H237ZM133 96H134V97H133ZM205 96H206V95H205ZM241 96H243V98H242ZM144 97H145V98H144ZM150 97L153 98V99H150ZM122 98H123V97H122ZM142 98H141V99H142ZM154 98H155L156 101L154 100ZM239 98H240L241 100H240ZM124 99H125V101H124V100H121V98H120V100H118L117 103H119L120 101H121V102H122V101H123V102H126V98H124ZM146 99H145V100H146ZM160 99H161V98H160ZM220 99H221V100H220ZM228 100H229L230 102H229ZM221 101H222V103L224 102L223 104H228V105H227V106H226V105H223V106H222V105H221V104H222ZM158 102H159L160 104H159ZM137 103H138V104H137ZM229 103H230V104H229ZM156 104H158V105H156ZM217 104H219V106H217ZM238 104H237V106H239ZM161 105H163V106H161ZM203 105H202V106H203ZM124 106H125V105H124ZM154 106H157V107H154ZM204 106H203V107H204ZM230 106H231L232 108H230ZM158 107H159V108H158ZM152 108H153V109H152ZM156 108H157V109H156ZM123 109H124V108H123ZM125 109H127V108H125ZM177 109H178V108H177ZM230 109H231V111H230ZM147 111H149V110H147ZM226 111H228V112H230V113H227ZM225 115H226V117H225ZM262 116H263V114H262ZM260 117H261V116H260ZM263 117H264V116H263ZM263 117H261V118H263ZM239 118H240V119H239ZM229 119H228V120H229ZM208 120H209V119L207 118V121H208ZM211 120H212V119H211ZM224 121H225V120H224ZM262 121H263V120H261V122H262ZM208 122H209V121H208ZM262 151H263V153H264V149H262ZM38 259H39V255H36V260H38ZM37 263H38V264H42V262H38V261H37Z\"/></svg>",
  "mask_w": 264,
  "mask_h": 264
}]
</instances>
